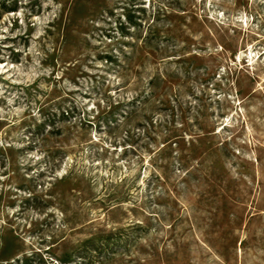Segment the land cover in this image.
I'll use <instances>...</instances> for the list:
<instances>
[{
    "label": "rangeland",
    "instance_id": "obj_1",
    "mask_svg": "<svg viewBox=\"0 0 264 264\" xmlns=\"http://www.w3.org/2000/svg\"><path fill=\"white\" fill-rule=\"evenodd\" d=\"M0 264H264V0H0Z\"/></svg>",
    "mask_w": 264,
    "mask_h": 264
}]
</instances>
